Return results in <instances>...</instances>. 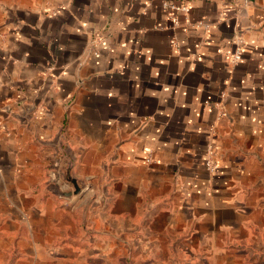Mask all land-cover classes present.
Segmentation results:
<instances>
[{"label":"crops","instance_id":"1","mask_svg":"<svg viewBox=\"0 0 264 264\" xmlns=\"http://www.w3.org/2000/svg\"><path fill=\"white\" fill-rule=\"evenodd\" d=\"M0 264H264V0H0Z\"/></svg>","mask_w":264,"mask_h":264},{"label":"built area","instance_id":"2","mask_svg":"<svg viewBox=\"0 0 264 264\" xmlns=\"http://www.w3.org/2000/svg\"><path fill=\"white\" fill-rule=\"evenodd\" d=\"M163 5L167 7L165 3ZM180 11L187 14L189 12V8L185 5H182L180 6ZM242 49H243V39L241 36H238L235 38V48L230 58L231 64H235L237 61L241 59Z\"/></svg>","mask_w":264,"mask_h":264},{"label":"water","instance_id":"3","mask_svg":"<svg viewBox=\"0 0 264 264\" xmlns=\"http://www.w3.org/2000/svg\"><path fill=\"white\" fill-rule=\"evenodd\" d=\"M78 192H79L78 188L74 185V191H73V193L76 194ZM68 195H70V194H68Z\"/></svg>","mask_w":264,"mask_h":264}]
</instances>
